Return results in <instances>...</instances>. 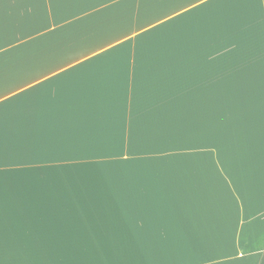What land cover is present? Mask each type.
<instances>
[{"label":"crops","instance_id":"0c3cea01","mask_svg":"<svg viewBox=\"0 0 264 264\" xmlns=\"http://www.w3.org/2000/svg\"><path fill=\"white\" fill-rule=\"evenodd\" d=\"M0 264H264V0H0Z\"/></svg>","mask_w":264,"mask_h":264}]
</instances>
